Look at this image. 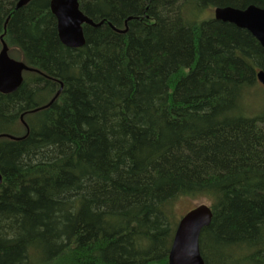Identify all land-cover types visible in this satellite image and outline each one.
Returning <instances> with one entry per match:
<instances>
[{
    "label": "trees",
    "instance_id": "16d2710c",
    "mask_svg": "<svg viewBox=\"0 0 264 264\" xmlns=\"http://www.w3.org/2000/svg\"><path fill=\"white\" fill-rule=\"evenodd\" d=\"M19 1L0 0L33 70L0 93V264H167L173 204L201 196L204 263L264 264V109L241 108L264 50L203 17L264 0H80L102 24L75 49L50 0Z\"/></svg>",
    "mask_w": 264,
    "mask_h": 264
},
{
    "label": "water",
    "instance_id": "95a60500",
    "mask_svg": "<svg viewBox=\"0 0 264 264\" xmlns=\"http://www.w3.org/2000/svg\"><path fill=\"white\" fill-rule=\"evenodd\" d=\"M31 0H20L16 9ZM80 0H50V11L57 22L60 42L68 48H80L84 45L83 25L99 27L79 9ZM214 19L229 23L247 31L264 50V8L253 5L245 9L233 7H216ZM0 93L10 94L16 91L23 82L22 73L33 71L21 62L8 56V47L0 37ZM257 81L264 87V72L259 71ZM22 119V117H21ZM211 209L207 205H198L187 212L177 223L167 264H205L200 254L199 237L203 229L211 222Z\"/></svg>",
    "mask_w": 264,
    "mask_h": 264
},
{
    "label": "rangeland",
    "instance_id": "374dc122",
    "mask_svg": "<svg viewBox=\"0 0 264 264\" xmlns=\"http://www.w3.org/2000/svg\"><path fill=\"white\" fill-rule=\"evenodd\" d=\"M204 18H214L213 9L207 10L204 15ZM264 87L257 83V85L251 90L248 91L247 95L244 96V101L242 103V112L247 117H255L259 115L264 109ZM211 205L210 200L206 196H201L195 199L189 198H179L177 199L172 207V214L174 218V222L180 220L182 216H184L187 212L192 210L194 207L198 205ZM227 253H224L226 255ZM221 260V259H220ZM215 258L214 264H223L222 261Z\"/></svg>",
    "mask_w": 264,
    "mask_h": 264
}]
</instances>
